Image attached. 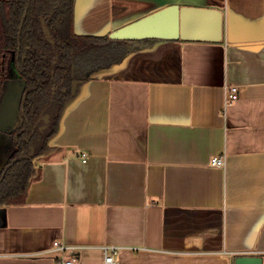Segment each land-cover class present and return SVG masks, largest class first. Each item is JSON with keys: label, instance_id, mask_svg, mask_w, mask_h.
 <instances>
[{"label": "crops", "instance_id": "1", "mask_svg": "<svg viewBox=\"0 0 264 264\" xmlns=\"http://www.w3.org/2000/svg\"><path fill=\"white\" fill-rule=\"evenodd\" d=\"M172 4L222 10L223 39L149 38L77 67L55 150L25 203L1 207L0 264H62L55 241L84 246L75 264H105L103 245L117 264H264V0H76L74 29L109 35Z\"/></svg>", "mask_w": 264, "mask_h": 264}, {"label": "trees", "instance_id": "2", "mask_svg": "<svg viewBox=\"0 0 264 264\" xmlns=\"http://www.w3.org/2000/svg\"><path fill=\"white\" fill-rule=\"evenodd\" d=\"M75 2L0 0V106L10 80L20 77L27 83L25 124L8 134L4 152L0 207L25 203L32 181L40 176L35 159L55 150L48 140L58 131L64 106L78 93V85L73 88L75 69L119 63L156 40L79 35L74 29ZM91 73L83 80L90 79ZM44 112L50 115V123L40 131L36 120Z\"/></svg>", "mask_w": 264, "mask_h": 264}, {"label": "water", "instance_id": "3", "mask_svg": "<svg viewBox=\"0 0 264 264\" xmlns=\"http://www.w3.org/2000/svg\"><path fill=\"white\" fill-rule=\"evenodd\" d=\"M26 17L27 12L23 24ZM223 35L224 14L222 10L197 5L172 4L113 30L109 37L116 40L181 38L220 41ZM78 83V80L73 82L74 89ZM26 86V81H9L0 106V172L4 166L2 158L5 148L9 146L8 134L19 127L15 123L21 115V101ZM0 216L1 225L5 223V208L0 207ZM235 264H263V257L239 255L235 258Z\"/></svg>", "mask_w": 264, "mask_h": 264}, {"label": "built area", "instance_id": "4", "mask_svg": "<svg viewBox=\"0 0 264 264\" xmlns=\"http://www.w3.org/2000/svg\"><path fill=\"white\" fill-rule=\"evenodd\" d=\"M239 87L232 85L228 88L227 92V103L232 104L239 99ZM83 162L87 161V153L83 152L81 154ZM210 164L216 167H223L225 165L224 156H214L211 158ZM84 246L69 244L61 241H55L53 250L59 251L61 253L62 264H75L76 257L75 253L83 249ZM105 255V264H117L115 260V253L120 249L116 245H103L101 246ZM74 255V256H73Z\"/></svg>", "mask_w": 264, "mask_h": 264}, {"label": "flooded vegetation", "instance_id": "5", "mask_svg": "<svg viewBox=\"0 0 264 264\" xmlns=\"http://www.w3.org/2000/svg\"><path fill=\"white\" fill-rule=\"evenodd\" d=\"M74 68V67H73ZM75 69V68H74ZM77 70L75 69V71H74V73L76 72ZM78 75L79 74H77V73H75V79H74V81L75 80H78L77 79V77H78ZM15 80H20V81H23V80H21V78L19 77V78H17V79H15ZM15 80H13V81H15ZM11 81V80H10ZM73 81V82H74ZM79 84V83H78ZM77 84V85H78ZM26 90H27V86H26ZM26 90H25V92H24V95H23V98H22V101H21V109H20V116H19V118H17V120H16V123H15V125L16 126H19L18 128H16L15 130H17V129H19V128H21V127H23L24 126V124H25V119H24V117H23V114H24V110H25V93H26ZM41 122H44L43 123V125H41ZM50 123V115L49 114H47V113H41V115L39 116V118L36 120V126H37V129H39L40 131H43V130H45L46 128H47V126H48V124ZM35 130H33V132H34Z\"/></svg>", "mask_w": 264, "mask_h": 264}, {"label": "rangeland", "instance_id": "6", "mask_svg": "<svg viewBox=\"0 0 264 264\" xmlns=\"http://www.w3.org/2000/svg\"><path fill=\"white\" fill-rule=\"evenodd\" d=\"M43 123H44V122H41V125H43ZM5 149H7V146H6ZM4 159H5V158H4V156H3L2 161H4Z\"/></svg>", "mask_w": 264, "mask_h": 264}]
</instances>
